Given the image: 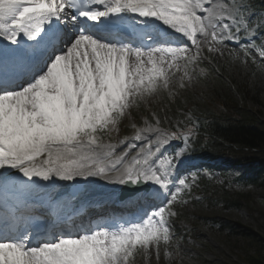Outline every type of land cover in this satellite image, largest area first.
I'll return each instance as SVG.
<instances>
[{"label": "snow or ice", "instance_id": "obj_1", "mask_svg": "<svg viewBox=\"0 0 264 264\" xmlns=\"http://www.w3.org/2000/svg\"><path fill=\"white\" fill-rule=\"evenodd\" d=\"M91 2L104 10L78 0H0V264H130L138 248L167 242L166 213L172 215L180 192L173 185L177 179L185 185L174 175L183 156L165 155L178 134L173 130L169 137L148 125L141 132L155 134V144L145 138L150 146H140L135 155L115 153L112 146L105 150L98 134L113 128L138 98L166 88L169 72L180 71L177 61H185L187 75L202 42L240 40L239 9L228 3L206 8L202 0ZM129 12L162 22L186 39L196 55L188 54L187 45L160 41L163 46H157L140 31L115 39L92 31L102 18ZM259 47L264 57V43ZM105 151L111 166L99 164ZM126 159L129 166L118 168ZM53 176L66 181L98 176L158 191L145 187L138 192L148 205L140 223L75 233L65 231L64 223L57 237L34 242L33 178ZM161 196L158 205L149 206Z\"/></svg>", "mask_w": 264, "mask_h": 264}, {"label": "rangeland", "instance_id": "obj_2", "mask_svg": "<svg viewBox=\"0 0 264 264\" xmlns=\"http://www.w3.org/2000/svg\"><path fill=\"white\" fill-rule=\"evenodd\" d=\"M238 25L243 26V21L239 20ZM243 35L245 38L249 36L248 33ZM245 38L235 44L245 42ZM209 47H214L215 51L209 52ZM247 47L245 45L244 49ZM229 48L205 43L197 62L187 65V75L185 61H177L181 66L180 71L172 69L169 72V84L166 88L138 98L113 128L104 131L115 140L111 145L116 146L122 139L129 138L136 129L141 130L153 124L156 126L158 120L166 124L169 119L163 117V113H169L171 99H179L183 111L190 109L192 104L208 101L206 88L215 79L228 82L227 79H233L237 70L245 74L251 72L253 66L264 77V62H256L251 52L239 53L234 46ZM191 52L196 53V49L191 48L188 53L196 55ZM247 106L259 113L264 123V96L262 106L252 103ZM158 113H161L162 119H159ZM124 125L129 131L126 135L121 134ZM217 169V166L211 167L205 180L216 189L224 186L235 192H250L249 207L225 209L222 204H215L208 208L203 195L195 197L198 206L193 207L194 198L191 194L183 197L184 199L179 196L178 202L171 206L175 213L173 210H170V216L166 213L170 227L168 241L162 240L158 247L153 245L147 249L138 248L130 258V264H248L250 257L264 253V198L259 196L261 190H244V185L237 181L240 175L249 173V168L226 166L220 172ZM200 183L192 180L189 186L194 185L192 188L200 190ZM186 194L184 191V195ZM178 217H182L180 222H177ZM196 221L199 223L196 224ZM193 225L197 227L194 228Z\"/></svg>", "mask_w": 264, "mask_h": 264}, {"label": "trees", "instance_id": "obj_3", "mask_svg": "<svg viewBox=\"0 0 264 264\" xmlns=\"http://www.w3.org/2000/svg\"><path fill=\"white\" fill-rule=\"evenodd\" d=\"M246 1L264 15V0ZM234 74L228 82L213 80L206 88L208 101L191 105L193 113L199 116L197 121L202 132L199 150L210 157H223L229 165L248 167L249 173L238 182L244 185V190H261L259 196L264 198V123L259 113L247 106L248 103L262 106L264 77L254 69L245 74L237 70ZM179 107L180 100L176 99L170 110L174 114ZM203 186L209 196V207L215 204H222L225 209L249 207L251 194L248 191L235 192L224 186L216 189L206 183ZM247 263L264 264V253L250 257Z\"/></svg>", "mask_w": 264, "mask_h": 264}, {"label": "bare ground", "instance_id": "obj_4", "mask_svg": "<svg viewBox=\"0 0 264 264\" xmlns=\"http://www.w3.org/2000/svg\"><path fill=\"white\" fill-rule=\"evenodd\" d=\"M212 2H217L220 4L226 3L225 0H202V3L204 4V6L207 7H213L212 6ZM206 15V13H203ZM216 19H213V22ZM170 32L175 33L173 30L169 29ZM179 34V33H176ZM202 40V38H201ZM183 44H187L186 42H183ZM205 43L202 42V46L201 48L204 46ZM194 47L192 46V49ZM155 128H159V126H153ZM164 134V133H162ZM145 138H148L151 140L152 144H155L156 141V137L155 134L153 133H144ZM123 140V139H122ZM129 143H125V144H120L116 147H113V150H115V153H121L123 151H128L131 154L135 155L137 152H139V147L140 146H150L147 144V142H145L143 145H137V147L134 148H130L129 147ZM169 144V143H168ZM136 145V144H135ZM168 146V145H167ZM120 148V151L116 152L117 149ZM105 150H107V148H105ZM155 150V149H153ZM112 161L109 160L107 158L106 155V151H105V157L104 159L99 161V164L104 165L107 164L108 166H111ZM129 166V162L126 159L123 165H117L118 168H125ZM132 166L134 165V162L132 164ZM53 184L52 186L48 187H41L39 189H35L36 192H48L52 197L54 198H58L60 202H76V203H86L88 204L91 200H100L101 197H107V198H112L114 200L117 199L118 193L120 192V188L122 187L121 184L118 183H113V182H109L106 181L105 179H103L102 177H89L87 178V180L83 179V178H76L72 181H66V180H60L58 177L53 176L50 180ZM76 183H82L83 184V192H81L80 194H78L76 197L74 198H69L64 196L63 191L67 190L68 187H66L67 185L70 184H76ZM41 186V185H40ZM39 186V187H40ZM154 187L155 186H149L148 191H154ZM90 224H87V226H89ZM44 225L41 227V231L44 230ZM75 233V232H74ZM177 257H175L176 259Z\"/></svg>", "mask_w": 264, "mask_h": 264}]
</instances>
